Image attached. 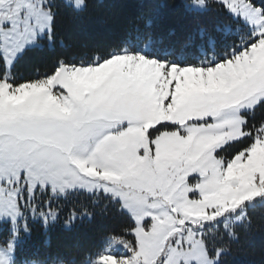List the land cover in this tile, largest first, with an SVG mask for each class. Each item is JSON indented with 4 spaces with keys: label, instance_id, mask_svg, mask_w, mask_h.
<instances>
[{
    "label": "snow or ice",
    "instance_id": "6c2138e0",
    "mask_svg": "<svg viewBox=\"0 0 264 264\" xmlns=\"http://www.w3.org/2000/svg\"><path fill=\"white\" fill-rule=\"evenodd\" d=\"M0 0V264H252L264 241V0ZM177 8L193 27L164 26ZM105 222L99 242L33 245ZM264 264V261L261 262Z\"/></svg>",
    "mask_w": 264,
    "mask_h": 264
},
{
    "label": "trees",
    "instance_id": "16d2710c",
    "mask_svg": "<svg viewBox=\"0 0 264 264\" xmlns=\"http://www.w3.org/2000/svg\"><path fill=\"white\" fill-rule=\"evenodd\" d=\"M142 0H123V3L130 5V7L121 8L115 13L104 11L100 14H92L83 22L75 25H68L66 36L69 40H75L81 37L84 32H99L108 33L114 31L124 21L131 19L138 12V5ZM179 3V0H175ZM164 26L170 29H180L181 27H193L195 22L184 18L179 9L169 8L165 9ZM108 225L102 221H94L89 223L84 221L78 223L72 228L71 232H67L62 224H55L50 229L45 231H38L33 234L29 243L33 245L56 244L68 239L78 240L85 245H92L99 242L104 229ZM255 255L251 257H243L244 261H251L252 264H261L264 261V241L257 236L254 241Z\"/></svg>",
    "mask_w": 264,
    "mask_h": 264
},
{
    "label": "rangeland",
    "instance_id": "374dc122",
    "mask_svg": "<svg viewBox=\"0 0 264 264\" xmlns=\"http://www.w3.org/2000/svg\"><path fill=\"white\" fill-rule=\"evenodd\" d=\"M65 228L68 227V226H64Z\"/></svg>",
    "mask_w": 264,
    "mask_h": 264
}]
</instances>
